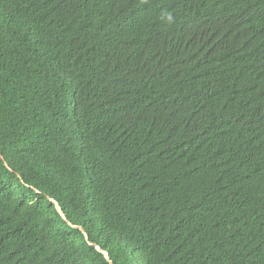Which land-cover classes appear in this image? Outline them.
<instances>
[{"label":"trees","instance_id":"trees-1","mask_svg":"<svg viewBox=\"0 0 264 264\" xmlns=\"http://www.w3.org/2000/svg\"><path fill=\"white\" fill-rule=\"evenodd\" d=\"M0 264H264V0H0Z\"/></svg>","mask_w":264,"mask_h":264},{"label":"clouds","instance_id":"clouds-1","mask_svg":"<svg viewBox=\"0 0 264 264\" xmlns=\"http://www.w3.org/2000/svg\"><path fill=\"white\" fill-rule=\"evenodd\" d=\"M50 200H51V199H50ZM51 201H52V200H51ZM53 203H54V205H55V208H56L57 212H58L60 215H62V212H61V213L59 212L60 209H59L57 203L54 202V201H53Z\"/></svg>","mask_w":264,"mask_h":264},{"label":"water","instance_id":"water-1","mask_svg":"<svg viewBox=\"0 0 264 264\" xmlns=\"http://www.w3.org/2000/svg\"><path fill=\"white\" fill-rule=\"evenodd\" d=\"M59 212L61 213V211L59 210Z\"/></svg>","mask_w":264,"mask_h":264}]
</instances>
